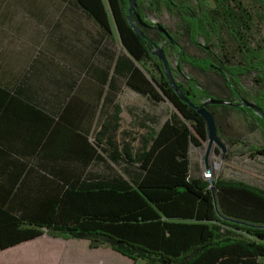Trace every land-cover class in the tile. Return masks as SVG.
<instances>
[{"label":"trees","instance_id":"trees-1","mask_svg":"<svg viewBox=\"0 0 264 264\" xmlns=\"http://www.w3.org/2000/svg\"><path fill=\"white\" fill-rule=\"evenodd\" d=\"M62 1L83 10L107 36L108 43L103 45L100 39L93 51L106 57L109 85L121 75L131 90L154 103L166 99L174 110L134 151L128 145L121 152L110 143L103 147L98 138L85 134L79 137L82 146L76 160L22 162L26 172L18 185L28 186L21 196L26 203L0 208V248L37 237L44 228L52 235L87 240L90 248L108 245L145 264H264V189L218 176L208 187L206 180L191 176L188 149L206 140L205 122L180 100L158 67L162 64L151 54L150 30L141 27L143 38L131 27L128 0ZM212 1L210 6L204 0H136V12L147 24H153L149 13L157 18L163 12L176 15L171 40L159 35L173 50L177 60L173 71L182 74L176 83L192 103L200 106L209 94L194 76L182 73L183 64L215 72L233 94L236 87L230 85L237 86L240 77L251 73L257 88L248 96L233 97L254 102L264 113V37L251 44L255 21L264 20V0H249L250 5L242 0ZM130 18L139 26L134 14ZM112 23L123 52L111 50ZM183 32L204 57L183 49L179 43ZM229 44L240 58L232 64ZM146 62L156 66V75L143 69ZM218 106L206 108L214 116L212 109ZM234 109L249 122L256 120L264 131V118L252 108ZM59 119L71 121L64 115ZM255 151L264 156V147Z\"/></svg>","mask_w":264,"mask_h":264},{"label":"crops","instance_id":"crops-1","mask_svg":"<svg viewBox=\"0 0 264 264\" xmlns=\"http://www.w3.org/2000/svg\"><path fill=\"white\" fill-rule=\"evenodd\" d=\"M7 4L0 5L1 209L25 206L21 203L26 199L21 196L27 193L28 186L18 185L26 172L22 162L60 157L76 160L77 148L82 146L79 137L85 134L98 138L103 147L110 143L121 152L122 146L128 145L134 151V146L159 128L146 130L141 141L134 116L131 122L123 121L122 94L141 95L125 86L121 75H115L114 84L109 85L106 57L93 51L100 39L103 45L108 43L107 36L83 10L62 0H36L35 7L29 6L28 0H9ZM109 42L112 51L123 52L114 29ZM217 77L221 79V89L208 93L209 97L212 93L235 102L225 80L218 74ZM66 106L70 107L68 111ZM60 115L71 121L60 120ZM189 150L190 146L188 155ZM15 192L19 196L14 199ZM0 264L144 261L134 262L108 245L90 248L87 240L52 235L42 228L37 237L0 248Z\"/></svg>","mask_w":264,"mask_h":264},{"label":"rangeland","instance_id":"rangeland-1","mask_svg":"<svg viewBox=\"0 0 264 264\" xmlns=\"http://www.w3.org/2000/svg\"><path fill=\"white\" fill-rule=\"evenodd\" d=\"M8 1L9 0H0V5L3 7L7 6ZM242 1L244 4L250 5L249 0ZM204 3L210 6L213 5L212 0H204ZM28 5L35 7L36 0H28ZM147 19H150L154 23L158 22L162 24L171 32L175 31L176 15H170L167 12H163L160 18H157L154 13H149ZM113 29L115 31L114 25ZM252 32L254 41H252L251 44L253 45L254 42H257L260 40V38L264 37V20L255 21ZM149 34L156 45L163 49V52L168 59L172 76L173 74L177 75L178 72L173 71L177 69V60L173 55H171L173 54V50L168 45H166L157 31L150 30ZM200 41L203 40L201 39ZM179 43L188 54L195 57L205 56V53L201 49L190 44L187 39L186 32H183V34L179 37ZM152 50H156V48L153 47ZM166 50L169 52L167 53ZM228 52V58L231 64L235 63L237 60H240L239 55L232 44H229ZM141 65L143 69L147 71V73L153 72L154 75L157 74L156 66H154L153 63L146 62L145 64ZM158 67L162 68V71L164 70L163 66ZM181 70L184 74H190L194 76L200 85L206 89L207 93H217L219 89H221V79L218 78L217 74L213 71L202 72L187 64L181 65ZM181 75L182 74L180 72L176 78L174 76L173 77L175 79L181 80ZM252 89L254 90V84L252 82V75L249 73L248 75L239 78L233 96H248L251 94ZM210 95L211 97H217L212 93ZM239 100L240 99H238V101ZM200 102H202V100ZM120 103L124 108L123 121L126 123L131 122L130 117L134 116V118L139 123L141 141L146 130L149 128L157 129L163 123V121L169 117L171 111L174 110L172 105L166 99L159 103H154L150 100H147L143 96L137 97L130 92H125L122 94ZM220 106L227 107L226 105H219L218 107L212 109V111L216 115L218 114L215 119V124L218 135L224 145V150L218 144L213 143L207 159L209 167L208 170H210L212 173V177L211 179H205L202 174L204 170H206L204 154L207 143L206 141H203L202 145L199 147L193 146L191 144L188 155L191 176H198L203 180H206L209 182L208 187H211V180L218 176L227 179L239 180L252 186L264 189V156H261L255 151L256 149L264 147V131L260 125L256 123V120L251 119L249 122L240 111L231 110L228 107L224 108ZM254 112L256 116L259 115L264 118L255 110ZM219 113H221V115H219ZM140 146L141 144H139V146H134V149H137ZM117 169L121 170L122 167H117Z\"/></svg>","mask_w":264,"mask_h":264},{"label":"water","instance_id":"water-1","mask_svg":"<svg viewBox=\"0 0 264 264\" xmlns=\"http://www.w3.org/2000/svg\"><path fill=\"white\" fill-rule=\"evenodd\" d=\"M136 7H137L136 0H128V8H127V14L128 15H127V17H128L129 23H130L131 27L133 28V30L139 36L145 38L146 36H145L141 27L147 26L148 24L146 22H144L141 19L139 13L136 12ZM131 14H134L136 16L139 26H137L136 24H134L132 22V20L130 18ZM153 28L158 33L163 35L167 40L171 39V35H170L169 30L166 27H164L162 24L155 22V25L153 26ZM152 46L155 47L156 50H151V54L155 55L157 57V59L159 61H161L163 69H164L163 74L166 77L171 88L175 91V93L180 98V100H182L183 102L187 103L190 107H192L203 118V120L205 122V128L207 131V138L205 141L207 143V147H206L205 154H204V161H205V169L208 170L209 167H208L207 159H208L209 152L211 150L213 143L218 144L223 150H224V145L221 142V139L218 135L214 116L206 108V105H211V104L227 105V106H231L233 108L243 105V106L254 109L257 113L261 114L263 117H264V113H263L260 106H258L254 102L246 100L244 98L240 99L239 102H233V101H229V100L224 99V98H217V97H211L210 96L206 100H204L200 106L195 105L194 103H192L187 98V96L184 94V92L177 85L176 79L172 76V73H171V70H170L169 64H168V59L165 56L163 49L160 46L156 45L155 42H152ZM211 194L213 197L214 206L217 210V203H216V197H215L214 190H211Z\"/></svg>","mask_w":264,"mask_h":264},{"label":"flooded vegetation","instance_id":"flooded-vegetation-1","mask_svg":"<svg viewBox=\"0 0 264 264\" xmlns=\"http://www.w3.org/2000/svg\"><path fill=\"white\" fill-rule=\"evenodd\" d=\"M137 11V10H136ZM152 23L153 24H148L147 26H143V28L145 29V30H155L154 28H153V26L155 25V23L152 21ZM156 31V30H155ZM160 34V33H159ZM161 35V34H160ZM161 36H163V35H161ZM164 37V36H163ZM165 38V37H164ZM154 42V41H153ZM250 101V100H249ZM235 102H239L238 100H236ZM241 106H243V105H241Z\"/></svg>","mask_w":264,"mask_h":264},{"label":"built area","instance_id":"built-area-1","mask_svg":"<svg viewBox=\"0 0 264 264\" xmlns=\"http://www.w3.org/2000/svg\"><path fill=\"white\" fill-rule=\"evenodd\" d=\"M211 172H210V170H204V172H203V177L205 178V179H211Z\"/></svg>","mask_w":264,"mask_h":264}]
</instances>
